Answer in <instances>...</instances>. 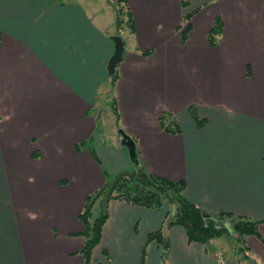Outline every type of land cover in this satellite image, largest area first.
Wrapping results in <instances>:
<instances>
[{"label":"crops","instance_id":"0c3cea01","mask_svg":"<svg viewBox=\"0 0 264 264\" xmlns=\"http://www.w3.org/2000/svg\"><path fill=\"white\" fill-rule=\"evenodd\" d=\"M110 1L0 0V264H82L86 197L139 165L184 180L209 214L260 221L258 233L190 241L169 205L112 199L92 264H216L215 251L264 264V0H128L135 31L114 84ZM99 123L116 124L102 135ZM159 229L169 248L149 242L143 262Z\"/></svg>","mask_w":264,"mask_h":264},{"label":"trees","instance_id":"16d2710c","mask_svg":"<svg viewBox=\"0 0 264 264\" xmlns=\"http://www.w3.org/2000/svg\"><path fill=\"white\" fill-rule=\"evenodd\" d=\"M110 2L115 14L113 23L114 35L124 36L127 30L133 33L135 25L128 0H111ZM191 15L188 14L186 18H191ZM189 29L190 23L186 26L185 32ZM222 32L223 25L218 18L215 27L209 33L210 42L216 44ZM118 64L116 65V70L111 74L113 84L119 78ZM114 104V113L118 116L116 101H114ZM193 115L198 122V126L202 127L203 119L199 118L195 113ZM160 122L162 127L168 132L178 133L181 131L180 125L169 113L163 114ZM91 150L98 159L95 150ZM185 191L186 182L184 180H173L156 175L148 171L143 165H139L134 172H121L113 180H107L98 189L88 194L84 207L78 215V219L85 227L83 231L85 242L80 251L82 264H92L93 252L101 242L103 227L109 216V202L112 199H120L152 209H160L165 205H169L174 210V213L168 221V225L179 224L183 226L190 241L208 243L213 238L230 234L232 229L227 225L228 221L231 222L234 231L242 236L258 233L260 221L226 211L209 214L188 198ZM97 200H100L103 204V209L101 215L92 220V208ZM151 241H157L164 249V252L169 248V241L164 235L163 229L150 233L143 249V262L147 256V245ZM160 264L169 263L163 259Z\"/></svg>","mask_w":264,"mask_h":264},{"label":"rangeland","instance_id":"374dc122","mask_svg":"<svg viewBox=\"0 0 264 264\" xmlns=\"http://www.w3.org/2000/svg\"><path fill=\"white\" fill-rule=\"evenodd\" d=\"M130 34H131V32L129 30H127L124 33V36L127 37ZM110 92L111 91H110L109 85L107 87L105 85L104 88H103V90L100 92L99 97H98L99 98L98 99V104H99L100 107H102V109H105L106 110V112H104L105 119H106V117H108L107 120H110V121H113L114 122L116 120L115 119V115L116 114L114 113L115 104H114L113 95L111 96V93ZM103 120H104V117H103ZM115 124L116 123H99V125H98V131H101V133L103 135V132L102 131H104V130L105 131L113 130V128H115ZM116 175L111 174L109 177H107V180H109V181L113 180ZM102 209H103V204L100 202V200H97L94 203L93 208H92V213H91L92 220H94L95 218H97L98 216L101 215ZM227 225H229L230 229H232V231L230 232V234H228L227 236H229L230 239L233 240L232 234H238V233L234 231L231 222L228 221L227 222ZM226 257L229 260L228 262L230 264H237L236 260L234 259V257L231 255L230 252H228V254L226 255Z\"/></svg>","mask_w":264,"mask_h":264},{"label":"water","instance_id":"95a60500","mask_svg":"<svg viewBox=\"0 0 264 264\" xmlns=\"http://www.w3.org/2000/svg\"><path fill=\"white\" fill-rule=\"evenodd\" d=\"M112 40L115 43V52L108 64L110 73H113L116 70V65L122 60L125 51V43L121 35H113Z\"/></svg>","mask_w":264,"mask_h":264},{"label":"built area","instance_id":"2783aa9c","mask_svg":"<svg viewBox=\"0 0 264 264\" xmlns=\"http://www.w3.org/2000/svg\"><path fill=\"white\" fill-rule=\"evenodd\" d=\"M214 257L216 260V264H230L225 257V255L221 251H215Z\"/></svg>","mask_w":264,"mask_h":264}]
</instances>
